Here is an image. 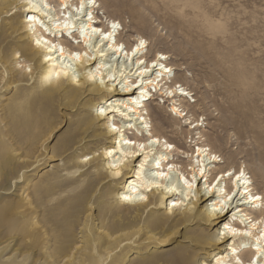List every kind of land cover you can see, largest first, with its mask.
Listing matches in <instances>:
<instances>
[{
    "label": "rangeland",
    "instance_id": "374dc122",
    "mask_svg": "<svg viewBox=\"0 0 264 264\" xmlns=\"http://www.w3.org/2000/svg\"><path fill=\"white\" fill-rule=\"evenodd\" d=\"M71 1L80 7L78 0ZM96 1L94 16L105 22L101 27H107L109 31V23L113 21L119 27L112 39L115 36L114 40L120 46L126 42L128 45L123 47L133 51L137 40L143 37L146 45L149 44L141 55L148 62L146 66L152 65L159 52L167 53L168 60H162L174 70L164 81L163 88H169L170 93L180 86L175 83L180 81L190 93L180 96L178 92L180 95L174 98L188 108L178 118L171 109L175 101H167L151 87L156 94L150 90L153 97L148 98L147 109L142 113L148 127L140 134L146 135L148 130L160 131L158 123H163L161 142L165 143L168 137L174 140L169 145L173 148L169 161L185 164L187 153L195 151L196 155L199 147H190V144L199 143L202 147L203 141L213 149L212 161L218 158L217 163L211 164L214 171L208 182L211 187L219 182V171H225L226 178H233V182L238 176L236 172L245 169L251 189L264 197V0ZM52 4L55 5L54 1ZM21 11L17 9L20 21L27 14ZM12 12L14 8L8 14L0 13V243L9 236L16 240L7 252L0 250V264H68L66 258L71 254L75 256L79 250L75 248L81 245L77 236L83 229L87 235L86 243L82 244V252L77 254L73 264H198L199 259H205L212 248L195 244L191 239L199 232L214 231L196 220L165 231V236L173 237L164 246L161 240L154 242L140 233L128 244L123 240L139 230L142 223L134 228L130 226L131 219L124 218H130V210L114 202L113 186L118 181L108 182L113 186L104 192L101 181H90L86 175L87 167L79 168L78 162L85 159L76 158L81 151L72 149L78 141L70 127L74 113L61 97L48 105L47 115L38 111L21 119L23 114L17 117L13 109V119H10L11 106L23 92L19 89L22 75L29 86L36 81L33 75L35 63L25 61L24 57L16 58L23 54L22 50L16 49L25 46L27 41L23 32L11 35V30L6 29L10 20L4 15ZM122 87L123 84L118 85V88ZM84 98V101H90L95 97ZM20 112L23 111L20 109ZM175 117L178 126L169 127V121ZM115 118L121 119L120 116ZM191 121H198L200 125H191ZM129 136L134 138L131 133ZM105 141L89 148L90 152L98 145L100 150L96 155L100 154L101 146L108 145ZM229 169H232L230 176L227 175ZM17 180L20 182H15ZM204 182L203 178L201 183ZM223 188L224 195L237 193L232 191L234 187L229 192L224 185ZM155 210L148 212L156 215L159 210ZM251 210L255 214H258L257 210L263 212L264 201ZM250 247L252 245L242 250ZM15 249L19 253L12 255ZM237 260L238 264H251ZM207 264H212V257Z\"/></svg>",
    "mask_w": 264,
    "mask_h": 264
},
{
    "label": "bare ground",
    "instance_id": "6f19581e",
    "mask_svg": "<svg viewBox=\"0 0 264 264\" xmlns=\"http://www.w3.org/2000/svg\"><path fill=\"white\" fill-rule=\"evenodd\" d=\"M53 1L55 5L52 4ZM78 4L80 7L71 0H0V13L8 14L14 8V12L4 15L10 20L6 29L11 30V35L23 32L24 40L27 41L25 46H18L16 49L23 53L16 58L24 57L25 61L35 63L33 75L36 81L29 86L27 78L22 75L19 89L23 92L11 106L13 108L10 111L12 117L9 114L10 119H13V109L16 116L23 114L21 119L38 111L43 116L47 115L48 105L57 97H61L68 104L72 109L70 112L74 113L70 127L76 137L78 136L72 149L75 152L81 151L76 154V158L85 159L78 162L79 168L87 167L86 175L90 181H101L104 192L113 186L108 182L118 181L113 186L114 202L130 210V218L124 217L131 219L130 226L142 223L139 230L123 239L127 244L135 234L140 233L154 242L161 240L164 246L173 237L167 234L165 236V231L196 220L199 224L212 227L214 231L208 234L199 232L191 239L195 244H206L212 248V252L204 260L199 259L198 264H207L209 257H212V264H238L237 258L246 263L264 264V211L257 210L258 214H255L251 210V207L258 208L262 205L264 197L254 193L252 184L248 185L246 170L236 172L238 176L233 182V178H226L225 171H219L221 178L211 187L212 184H208L214 173L211 164L217 163L218 158L212 161L213 149L203 144V141L202 147L199 143L190 144V147L200 148L196 150V155L195 151L192 154L187 153L186 166L180 161H169L170 151L173 150L169 145L174 140L168 137L165 138V143L161 142L164 137L161 131L163 123H158L157 129L160 131L148 130L147 136L140 134L141 130L148 127L147 118L142 113L147 109L145 107L148 98L151 99L152 94H156L155 89L162 98L175 101L171 109L179 115L178 118H181L183 111L188 110L181 102L177 103L178 99L174 100L180 94H190L182 87L183 83L176 81L180 86L175 87L169 82V85L175 87L170 93L169 88H163V84H166L164 81L169 78L174 68L162 59L168 60L170 56L159 52L152 65L146 66L148 62L141 55L149 44L146 45L147 41L143 37L137 40L138 44L133 51L123 47L128 45L126 42L120 46L114 40L115 36L112 39L118 30L117 23L111 22L112 26L109 23L111 28L108 31L107 27H101L105 22H100L99 17L94 16L97 1L78 0ZM69 5L72 8L69 9ZM17 9L27 13L24 20H19ZM75 29L76 32L73 31ZM76 72L79 74L76 75ZM138 78L140 80L137 82ZM120 84H123L122 88H118ZM84 96L95 98L84 101ZM109 100L111 102L106 105ZM103 103L106 106L99 107ZM94 109L96 112H93ZM116 113L118 116H115ZM119 116L121 119L115 118ZM178 118H172L168 123L169 127H177ZM194 123L196 127L200 125L198 121L190 122L191 125ZM130 133L134 138H130ZM101 140H106L108 145L101 146L100 154L96 155L100 150L97 149L98 145L94 152H90L89 148H93ZM176 150L185 154L177 148ZM89 154L93 155L86 159ZM231 171L232 169L227 171L228 176ZM203 178L205 182L201 183ZM229 179L231 181L227 182ZM223 185L228 192L234 187L232 191L237 193L224 195ZM245 185L247 187L244 188ZM153 208L159 210L156 215L148 212ZM173 233L174 230L170 231V234ZM86 236L84 229L79 232L77 242L81 245L75 247L79 250L75 252V256L71 254L66 258L65 262L74 263V258H78L77 254L82 252ZM15 240V237L9 236L0 243V250L8 251ZM249 245L252 247L242 250ZM18 253L15 249L12 255ZM44 261L47 262V259Z\"/></svg>",
    "mask_w": 264,
    "mask_h": 264
},
{
    "label": "snow or ice",
    "instance_id": "6c2138e0",
    "mask_svg": "<svg viewBox=\"0 0 264 264\" xmlns=\"http://www.w3.org/2000/svg\"><path fill=\"white\" fill-rule=\"evenodd\" d=\"M114 27H115V25H114Z\"/></svg>",
    "mask_w": 264,
    "mask_h": 264
}]
</instances>
